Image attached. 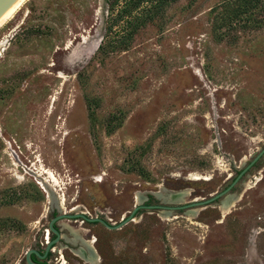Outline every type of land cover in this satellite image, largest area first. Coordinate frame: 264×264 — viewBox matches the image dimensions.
I'll return each mask as SVG.
<instances>
[{
  "label": "rangeland",
  "instance_id": "rangeland-1",
  "mask_svg": "<svg viewBox=\"0 0 264 264\" xmlns=\"http://www.w3.org/2000/svg\"><path fill=\"white\" fill-rule=\"evenodd\" d=\"M222 2L179 0L127 46L106 0H26L0 29V264L60 213L209 199L264 148V0L220 39ZM58 228L49 264H264V156L212 206Z\"/></svg>",
  "mask_w": 264,
  "mask_h": 264
},
{
  "label": "trees",
  "instance_id": "trees-1",
  "mask_svg": "<svg viewBox=\"0 0 264 264\" xmlns=\"http://www.w3.org/2000/svg\"><path fill=\"white\" fill-rule=\"evenodd\" d=\"M179 0H106L109 10V20L106 28L107 33L115 26L125 23L129 30L127 37L120 45H126L147 23L154 22L165 14L168 7ZM261 0H223L211 10L215 15L213 20V32L217 38H224L223 30L233 27L244 18L249 19V25H257L261 22L254 18V11ZM248 16V17H247ZM250 16V17H249ZM259 21V22H258ZM246 23V22H245ZM248 26V25H247ZM249 27V26H248ZM102 49V43L100 46ZM38 259L33 256V260Z\"/></svg>",
  "mask_w": 264,
  "mask_h": 264
},
{
  "label": "water",
  "instance_id": "water-1",
  "mask_svg": "<svg viewBox=\"0 0 264 264\" xmlns=\"http://www.w3.org/2000/svg\"><path fill=\"white\" fill-rule=\"evenodd\" d=\"M25 0H0V26L12 15V13L24 2ZM264 156V148L256 154L251 162L243 168L237 175V177L231 182V184L223 191L214 192L209 197V199H204L201 201H193L191 203H188L186 205L182 206H164V205H140L135 207V209L132 212H129L128 216L124 217V219L118 223L113 224L110 221L108 222L104 218H94L88 216L85 212L81 213H72L69 211L68 213H60L54 218H52L49 222V231L51 234L55 236L53 240H51L45 249L44 252H40L36 249H30L26 252L25 260L27 264H49L46 262L48 259V256L52 250L53 247L57 243H59L62 239V234L60 232L59 222L62 220H73L78 222L81 220L82 223H101L105 227H107L110 230H119L125 225H127L130 222H133V220L136 218L137 214L140 210H151L153 212L158 211H167V212H177V211H183L190 208H199V207H209L213 204H216L217 201L226 196L230 191L233 190V188L238 184V182L249 172L250 169H252L255 164ZM252 157V156H251ZM219 206V205H216ZM33 256H36L38 258V262L33 260Z\"/></svg>",
  "mask_w": 264,
  "mask_h": 264
},
{
  "label": "bare ground",
  "instance_id": "bare-ground-1",
  "mask_svg": "<svg viewBox=\"0 0 264 264\" xmlns=\"http://www.w3.org/2000/svg\"><path fill=\"white\" fill-rule=\"evenodd\" d=\"M26 1V0H25ZM24 1V2H25ZM24 2L12 13V15L0 26V29L6 24V22L17 12V10L24 4ZM2 45V44H1ZM5 44H3L2 46H4ZM2 46H0V50H2ZM246 162V161H245ZM262 180V179H261ZM260 180V181H261ZM259 182V181H258ZM249 186V185H248ZM240 197V196H239ZM141 203V200H140V198H137V204L139 205ZM228 205L229 204H223L222 203V205H221V207H220V209L221 210H225L227 207H228ZM201 210H202V208H200ZM229 211V210H228ZM135 220V219H134ZM133 220V221H134ZM137 220H139V219H137ZM46 240H47V238H46ZM49 241V240H48ZM89 243V242H88Z\"/></svg>",
  "mask_w": 264,
  "mask_h": 264
},
{
  "label": "flooded vegetation",
  "instance_id": "flooded-vegetation-1",
  "mask_svg": "<svg viewBox=\"0 0 264 264\" xmlns=\"http://www.w3.org/2000/svg\"><path fill=\"white\" fill-rule=\"evenodd\" d=\"M123 219H124V218H123ZM123 219H122V220H123ZM107 221L109 222V220H107ZM110 222H111V221H110ZM88 224H91V223H88ZM94 224H98V223H94ZM102 225H103V224H102ZM114 225H115V224H114ZM103 226H104V225H103ZM106 228H107V227H106ZM109 230H110V229H109ZM54 238H55V236H54ZM54 238H53V239H54ZM49 242H50V241H49ZM35 261L38 262V259H35Z\"/></svg>",
  "mask_w": 264,
  "mask_h": 264
},
{
  "label": "built area",
  "instance_id": "built-area-1",
  "mask_svg": "<svg viewBox=\"0 0 264 264\" xmlns=\"http://www.w3.org/2000/svg\"><path fill=\"white\" fill-rule=\"evenodd\" d=\"M124 218V217H123ZM46 243L48 244L49 243V241L48 240H46Z\"/></svg>",
  "mask_w": 264,
  "mask_h": 264
}]
</instances>
